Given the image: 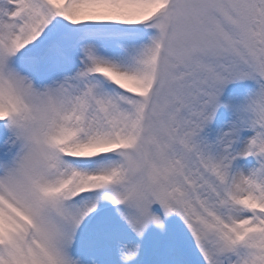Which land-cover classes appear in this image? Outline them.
Returning a JSON list of instances; mask_svg holds the SVG:
<instances>
[{
	"label": "snow or ice",
	"instance_id": "6c2138e0",
	"mask_svg": "<svg viewBox=\"0 0 264 264\" xmlns=\"http://www.w3.org/2000/svg\"><path fill=\"white\" fill-rule=\"evenodd\" d=\"M0 264H264V0H0Z\"/></svg>",
	"mask_w": 264,
	"mask_h": 264
}]
</instances>
